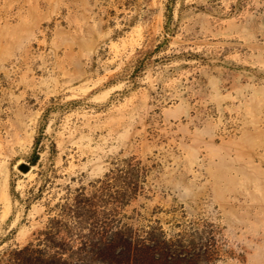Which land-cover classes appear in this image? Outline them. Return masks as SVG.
I'll list each match as a JSON object with an SVG mask.
<instances>
[{"label": "rangeland", "instance_id": "374dc122", "mask_svg": "<svg viewBox=\"0 0 264 264\" xmlns=\"http://www.w3.org/2000/svg\"><path fill=\"white\" fill-rule=\"evenodd\" d=\"M113 232L264 264V0H0V264Z\"/></svg>", "mask_w": 264, "mask_h": 264}, {"label": "trees", "instance_id": "16d2710c", "mask_svg": "<svg viewBox=\"0 0 264 264\" xmlns=\"http://www.w3.org/2000/svg\"><path fill=\"white\" fill-rule=\"evenodd\" d=\"M113 232L110 235L91 240L88 259L93 256L108 262L121 264H188L194 256V252H188L182 248L171 246V241L153 238L133 240L130 237ZM87 258L80 264H86ZM55 264H71L68 258L50 256Z\"/></svg>", "mask_w": 264, "mask_h": 264}, {"label": "water", "instance_id": "95a60500", "mask_svg": "<svg viewBox=\"0 0 264 264\" xmlns=\"http://www.w3.org/2000/svg\"><path fill=\"white\" fill-rule=\"evenodd\" d=\"M20 168L24 170L25 169V166L21 165Z\"/></svg>", "mask_w": 264, "mask_h": 264}]
</instances>
